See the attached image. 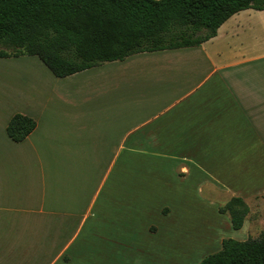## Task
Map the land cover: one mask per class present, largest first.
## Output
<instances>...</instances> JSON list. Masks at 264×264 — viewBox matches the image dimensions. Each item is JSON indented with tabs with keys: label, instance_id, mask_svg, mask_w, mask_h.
<instances>
[{
	"label": "crops",
	"instance_id": "1",
	"mask_svg": "<svg viewBox=\"0 0 264 264\" xmlns=\"http://www.w3.org/2000/svg\"><path fill=\"white\" fill-rule=\"evenodd\" d=\"M104 63L56 77L35 55L0 57V264H162L153 244L135 256L122 234L134 221L120 215L132 186L157 181L156 159L167 170L162 218L184 217L206 191L213 203L245 200L242 229L250 202L264 200V9L231 15L200 45L108 61L93 77ZM102 75L108 89L64 83ZM16 113L36 121L18 142L6 132Z\"/></svg>",
	"mask_w": 264,
	"mask_h": 264
},
{
	"label": "trees",
	"instance_id": "2",
	"mask_svg": "<svg viewBox=\"0 0 264 264\" xmlns=\"http://www.w3.org/2000/svg\"><path fill=\"white\" fill-rule=\"evenodd\" d=\"M247 8L262 10L264 0H0V57L35 55L64 77L139 52L200 45ZM35 126L16 113L6 132L18 142ZM218 211L240 229L249 207L232 196ZM197 264H264V233L224 238Z\"/></svg>",
	"mask_w": 264,
	"mask_h": 264
},
{
	"label": "rangeland",
	"instance_id": "3",
	"mask_svg": "<svg viewBox=\"0 0 264 264\" xmlns=\"http://www.w3.org/2000/svg\"><path fill=\"white\" fill-rule=\"evenodd\" d=\"M103 64V63H102ZM111 63H104L101 67L94 68V71H89L92 76H96L98 72L106 73ZM120 64V63H119ZM121 65V64H120ZM28 67V66H26ZM43 68V67H42ZM38 70L41 68H34ZM44 70H48L45 66ZM111 70V69H109ZM49 72V71H48ZM96 73V74H95ZM78 76L75 79L66 80L64 83L66 86L70 85L75 89L81 87L86 88H109L111 85V76L102 75L99 79H93L92 81H84ZM78 80L79 82L73 85L72 82ZM111 89V87H110ZM123 161V160H121ZM137 168L139 163H144V160H135ZM156 161V167L154 168V183L149 188V182L147 187L141 186L138 182L137 186L130 188V205L121 204V217L127 215L132 218L134 224L132 227L122 230V234L136 246L135 253L139 259L144 254V251L148 253L150 248L156 245L157 251L162 253V264H197L205 256L214 253L221 248V240L224 238H233L237 240H246L248 238H257L264 233V200L260 199L255 202L251 201V209L248 222L245 223L242 229H233L230 222V217L227 213H220L218 208L223 206L230 198L223 199L217 195L213 197L216 199L213 203V199H209L206 195V191L202 192V199L198 204L194 206H186L184 208V217L162 218L160 217L159 209L165 197V192L161 190L162 182L160 177L163 173L166 174V168H161V159ZM92 182L90 186H92ZM136 189V192H135ZM144 189H147L146 192ZM151 191V194H150ZM136 193V196H135ZM196 194V192H194ZM141 195V196H140ZM134 199V200H133ZM100 200L95 204L92 209L89 218H98V208ZM257 203V205H256ZM126 205V207L124 206ZM161 212V211H160ZM157 225L158 232L150 234L147 231L148 225ZM130 229V230H129ZM124 232V233H123ZM123 242V236H122ZM123 247V245H121ZM124 256H121V259ZM101 264V263H100Z\"/></svg>",
	"mask_w": 264,
	"mask_h": 264
}]
</instances>
